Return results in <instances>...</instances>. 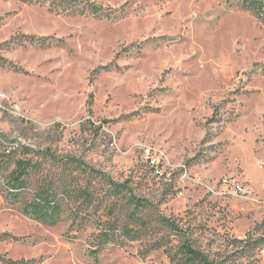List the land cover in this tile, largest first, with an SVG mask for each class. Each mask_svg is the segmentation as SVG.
Wrapping results in <instances>:
<instances>
[{"label": "rangeland", "instance_id": "374dc122", "mask_svg": "<svg viewBox=\"0 0 264 264\" xmlns=\"http://www.w3.org/2000/svg\"><path fill=\"white\" fill-rule=\"evenodd\" d=\"M0 159V264H264V0H0Z\"/></svg>", "mask_w": 264, "mask_h": 264}, {"label": "trees", "instance_id": "16d2710c", "mask_svg": "<svg viewBox=\"0 0 264 264\" xmlns=\"http://www.w3.org/2000/svg\"><path fill=\"white\" fill-rule=\"evenodd\" d=\"M3 163H5V160L4 159H0V166L3 165ZM17 163H18V168L15 171H13V178H14L15 181H18V184H16L17 186H22V184L24 183V180H25L23 178V177H25V173L31 172V170L27 171V169L30 168L31 164H30L29 167H27L28 163H26L27 166H25V161L21 160V159L18 160ZM38 167H39V165H38ZM63 171H62V173H63ZM76 171L77 170H75L74 172H76ZM61 175L63 176L64 174H61ZM72 175H73V179L74 180H75V178L79 177V176H76L75 174H72ZM79 180H81V178H79ZM52 183H54V182H52ZM56 183H60V182H56ZM80 183H83V182L79 181V184H77V185L80 187V190H83L84 191L83 193L86 194V190H84V189H86L85 186H84L85 184H80ZM41 187H42V184L38 183L37 184V189H39V191L41 190L40 189ZM190 252L193 253V254H196L197 256H201L200 252L192 249L191 246H190ZM202 258L205 259L203 256H202Z\"/></svg>", "mask_w": 264, "mask_h": 264}, {"label": "built area", "instance_id": "2783aa9c", "mask_svg": "<svg viewBox=\"0 0 264 264\" xmlns=\"http://www.w3.org/2000/svg\"><path fill=\"white\" fill-rule=\"evenodd\" d=\"M223 184L225 185V188L227 190L233 191V194H237L248 199L255 198V192L253 191V189L248 184L240 182L237 178H225L223 180ZM258 200L260 202H264V191L262 196Z\"/></svg>", "mask_w": 264, "mask_h": 264}]
</instances>
